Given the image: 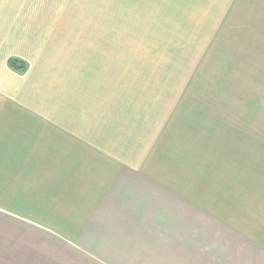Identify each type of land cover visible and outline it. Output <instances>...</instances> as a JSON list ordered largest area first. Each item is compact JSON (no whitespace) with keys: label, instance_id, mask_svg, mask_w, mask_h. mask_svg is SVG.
Listing matches in <instances>:
<instances>
[{"label":"crops","instance_id":"0c3cea01","mask_svg":"<svg viewBox=\"0 0 264 264\" xmlns=\"http://www.w3.org/2000/svg\"><path fill=\"white\" fill-rule=\"evenodd\" d=\"M70 4L0 0V264H264L263 106L184 108ZM222 6L264 72V0Z\"/></svg>","mask_w":264,"mask_h":264},{"label":"rangeland","instance_id":"374dc122","mask_svg":"<svg viewBox=\"0 0 264 264\" xmlns=\"http://www.w3.org/2000/svg\"><path fill=\"white\" fill-rule=\"evenodd\" d=\"M224 1L68 0V8L72 23L86 21L89 37L103 39L105 54L120 56L121 71H144L137 83L181 85L184 108H209L208 115L217 119L233 114L227 103L237 102H248L249 108L259 103L264 117L256 32L229 23L220 12Z\"/></svg>","mask_w":264,"mask_h":264},{"label":"trees","instance_id":"16d2710c","mask_svg":"<svg viewBox=\"0 0 264 264\" xmlns=\"http://www.w3.org/2000/svg\"><path fill=\"white\" fill-rule=\"evenodd\" d=\"M8 66L10 69L16 72H24L26 70V64L22 61H18L15 59H10L8 61Z\"/></svg>","mask_w":264,"mask_h":264}]
</instances>
